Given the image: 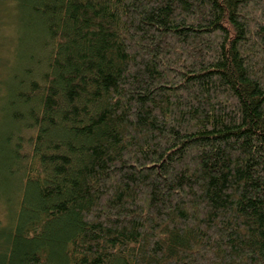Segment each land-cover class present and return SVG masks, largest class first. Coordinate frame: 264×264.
<instances>
[{
  "label": "trees",
  "instance_id": "1",
  "mask_svg": "<svg viewBox=\"0 0 264 264\" xmlns=\"http://www.w3.org/2000/svg\"><path fill=\"white\" fill-rule=\"evenodd\" d=\"M5 1L0 264H264V0Z\"/></svg>",
  "mask_w": 264,
  "mask_h": 264
},
{
  "label": "rangeland",
  "instance_id": "2",
  "mask_svg": "<svg viewBox=\"0 0 264 264\" xmlns=\"http://www.w3.org/2000/svg\"><path fill=\"white\" fill-rule=\"evenodd\" d=\"M18 32L22 36V41H26L24 42V49H20L22 41L20 37L16 35ZM16 36H18V39ZM33 39H35V36H33V30L22 24L18 13L11 9V6H9L5 0H0V56L5 57L6 60H10L11 67L13 69L16 68V65L19 66L16 53H22V51L28 50ZM6 49L7 51H5ZM10 65H6L4 70L5 73L10 71ZM3 179L4 178L0 175V189L6 188L8 191L9 188L10 191L13 178L7 177L6 180ZM1 241L0 238V243Z\"/></svg>",
  "mask_w": 264,
  "mask_h": 264
}]
</instances>
